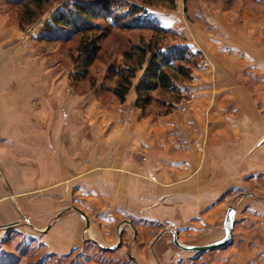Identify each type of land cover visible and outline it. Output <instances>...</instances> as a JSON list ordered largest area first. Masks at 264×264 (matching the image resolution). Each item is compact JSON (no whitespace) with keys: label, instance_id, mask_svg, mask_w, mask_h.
Returning a JSON list of instances; mask_svg holds the SVG:
<instances>
[{"label":"rangeland","instance_id":"1","mask_svg":"<svg viewBox=\"0 0 264 264\" xmlns=\"http://www.w3.org/2000/svg\"><path fill=\"white\" fill-rule=\"evenodd\" d=\"M71 1L76 0H49L34 20L28 22L23 19L21 6L0 0V178L3 183L10 185L15 181L16 167H11L9 158L10 139L17 140L18 148L22 145L25 150L27 133L37 136L44 132L46 138L52 139V129L59 128L60 142L65 140L71 148L67 156L86 157L90 142L92 148L97 147L93 151L96 158L103 157L105 137L115 128L128 126L125 115L121 120L113 116L118 108L129 114L138 112L143 118H155L189 107L191 84L204 70L212 79H227L230 68L233 79L245 84L248 96L264 98V69L255 71L248 60V54L252 62L256 61V55L257 62L264 64V0H174L173 6L168 0H153V4L142 0H110L115 19L110 17L109 23L96 21L104 28L99 40L101 51L82 79L74 76L79 36L50 39L46 32V24ZM134 5L142 8L138 17L163 30L168 45H185L196 56L191 60V79L177 81L180 98L172 99L173 109L166 114L162 103L164 99L168 103L170 96L160 92L153 93L154 100L145 112L132 103L142 71L134 78L123 103L111 92L112 68L122 64L123 51L139 38L147 39L152 34L147 27L124 28L126 22L134 24L131 21L134 15H126ZM258 115L257 123L263 128L261 100ZM253 120L249 119L243 128L253 127ZM253 148L240 152L241 158L230 160L233 166H226L225 188L218 199L211 201L217 210L210 215L208 226L193 232L180 221L170 224L172 218L168 215L160 223L142 220L134 243H143L146 252L152 249L156 264H264V146ZM19 184L26 189L20 180ZM229 206L235 209L230 244L202 254L174 244L172 231L184 245H205L223 238V222ZM100 211L101 207L95 208L91 219L87 215L88 225ZM28 224L25 221L10 225V231L0 238L2 264H140L132 256V231H121V240L112 249L88 240L65 256L49 252L38 238L29 237L19 229ZM122 225L126 226L119 220L110 229Z\"/></svg>","mask_w":264,"mask_h":264},{"label":"crops","instance_id":"2","mask_svg":"<svg viewBox=\"0 0 264 264\" xmlns=\"http://www.w3.org/2000/svg\"><path fill=\"white\" fill-rule=\"evenodd\" d=\"M248 55L250 67L264 69L258 56L252 62ZM229 69L227 79L200 72L191 84L189 107L167 115L143 118L118 108L113 116L121 120L125 115L128 126L105 137L106 152L100 158L90 142L86 157L67 156L71 148L65 140L60 142L59 128L52 129V139L44 132L27 133L25 150L10 139L15 181L7 185L0 178V238L10 225L26 221L29 224L20 230L38 238L49 252L65 255L88 240L112 249L126 229L133 232L134 261L156 264L152 249L146 252L143 243H134L142 220L160 223L168 215L170 224L180 221L193 232L208 226L217 210L211 201L224 191L225 168L233 166L230 160L264 146V127L257 123L258 101L264 98L248 96L245 84L233 79ZM249 119H254V126L243 128ZM100 207L88 225L81 212L91 219ZM119 220L126 226L111 230Z\"/></svg>","mask_w":264,"mask_h":264},{"label":"trees","instance_id":"3","mask_svg":"<svg viewBox=\"0 0 264 264\" xmlns=\"http://www.w3.org/2000/svg\"><path fill=\"white\" fill-rule=\"evenodd\" d=\"M10 1L21 6L23 19L28 22L33 21L36 13L42 11L49 2V0ZM142 1L148 4L154 3L153 0ZM168 1L171 6L174 5V0ZM113 5L110 0L71 1L69 4H64L63 8L46 24V32L50 39L64 40L75 35L79 36L77 70L74 74L76 79H82L88 75L97 59L101 51L99 40L104 34V28L96 21L104 20L109 23L110 17L115 19V16L111 14ZM140 11H142L140 6H131L126 15H134L131 20L134 24L126 22L124 28L147 27L152 30V34L147 39L139 38L123 51L122 64L112 68L114 85L111 92L120 103H123L133 86L134 78L139 71H142L141 78L135 87V107L145 112L154 100L153 93L160 92L170 96L168 103L166 99L162 103L163 114H166L173 109L174 100L178 101L180 98V87L177 81L191 79V60L196 56L185 45H168L163 30L152 22H144L143 18L137 16Z\"/></svg>","mask_w":264,"mask_h":264},{"label":"water","instance_id":"4","mask_svg":"<svg viewBox=\"0 0 264 264\" xmlns=\"http://www.w3.org/2000/svg\"><path fill=\"white\" fill-rule=\"evenodd\" d=\"M83 214V216L85 217L87 223H88V219L85 216V214L83 212H81ZM235 214V209L233 208V206H229V208L226 211L225 214V218H224V222H223V226H224V236L223 238H221L218 241H215L213 243L210 244H205V245H184L181 244L176 236V234L173 232V242L176 246H178L179 248L183 249V250H187V251H197L199 254H202L206 251H212L215 249H219V248H223L226 245L230 244L232 241V229H233V225H234V221H233V216Z\"/></svg>","mask_w":264,"mask_h":264}]
</instances>
